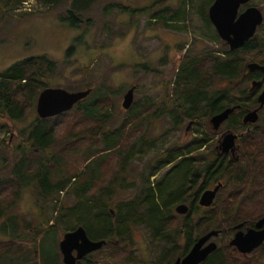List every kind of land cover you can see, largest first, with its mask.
Here are the masks:
<instances>
[{
    "label": "rangeland",
    "instance_id": "374dc122",
    "mask_svg": "<svg viewBox=\"0 0 264 264\" xmlns=\"http://www.w3.org/2000/svg\"><path fill=\"white\" fill-rule=\"evenodd\" d=\"M212 1L96 0L86 12L79 14L85 21L95 19V23L78 26H73L62 18L67 7L65 4L48 7L36 0H25L18 10L8 14L0 26V74L16 62L35 56H48L57 63L56 72L49 77V87L63 88L70 92L91 90V93L105 97L103 113L109 118L103 128H96L92 121L81 123L78 113L72 109L71 116L65 118L64 124L57 131L56 144L46 153L50 154L40 153V162L31 161L29 155L26 162L19 166L23 170L29 169L32 174L39 164L45 167L46 163H53V184L59 181H69L70 184L67 190L51 198L42 197L40 188L31 186L26 180L24 184L20 183L22 194L17 205L0 221V241L13 243L8 249L0 250V264H52L56 258L63 264L60 241L65 234V228L62 226L63 222L54 223L55 216L61 212L59 207H74L77 200L81 199L71 192L78 187V181L84 182L86 176L80 177L81 173L94 168L93 160L97 159L101 163V159L106 157L102 173L95 176L98 178L96 180L99 187L109 183L114 168L118 166L114 163L117 155H101V139L97 142L90 141L101 130L113 131L126 122V136L124 143H121V149L127 148L132 142L147 143H142L148 147L144 154L136 153L135 157L131 156L128 160V182L142 174L147 176L149 173L145 171L146 166L164 150L175 146L185 149L188 142L200 139L203 133L215 134L208 154L213 159L216 154L215 147L218 145L217 138L222 134L235 133L229 130L232 126L227 123V127L223 125L217 130L219 134H216L210 122L212 117L209 118L208 115H202L199 120H187L181 116L184 122L176 125L173 115L177 114L176 108L168 96L170 92H173L171 96L176 92L172 87L187 55L202 57L203 52L208 49H225L221 38V42L214 39L215 27L208 26L203 18L204 13L209 12ZM112 4H121L128 10L107 8ZM246 5L259 8L264 15V0H251ZM246 5H242L239 12ZM165 9L179 11L181 22H169L166 26L152 18V15H159ZM253 39H256L257 49L245 53L246 64L264 56V22ZM238 84L239 81L218 79L214 89H236ZM245 86H249L248 82ZM132 87H135L134 103L129 110H125L124 96ZM167 103L168 109L175 111L172 114L161 110ZM36 107L37 102L21 120L4 118L0 121L4 124L0 128V169L6 170L0 173V178L11 175L16 178L14 165L19 162L21 152H16L15 147L21 143L20 132L24 131L26 134L33 128L38 117ZM134 112L141 114L137 120L131 121L129 117ZM262 112L264 120V109ZM254 148L255 146L248 145L244 150L254 153ZM261 151H264L263 146ZM195 153L201 155V152ZM238 154L242 155L240 158L244 157L241 148ZM168 170L169 166L151 177L150 181L156 185L158 180L166 176ZM91 177L93 176L89 174L88 179ZM137 183L140 185L138 181ZM18 185H15L14 191ZM132 194V190H122L115 197L125 198ZM224 197L227 198V195L224 194ZM258 212L260 213L256 212L248 218L257 220L256 217L264 216V210ZM79 214L80 212H76V218L71 221L70 226L78 224ZM236 222L228 223L223 220L222 226H219L223 234L215 239L217 246L229 258L235 256L228 243L232 235L229 230ZM52 224L56 226L53 227ZM4 227L8 228L5 230ZM134 241L139 258L137 264L153 261L160 254L161 246L152 243L145 227L135 229ZM107 249L104 247L100 250L95 264H103L109 260L105 258Z\"/></svg>",
    "mask_w": 264,
    "mask_h": 264
},
{
    "label": "trees",
    "instance_id": "16d2710c",
    "mask_svg": "<svg viewBox=\"0 0 264 264\" xmlns=\"http://www.w3.org/2000/svg\"><path fill=\"white\" fill-rule=\"evenodd\" d=\"M24 1L0 0V26L7 19L8 14L18 10ZM36 1L48 7L65 4L67 7L62 18L73 26L95 23V19L85 21L79 14L86 12L96 0ZM107 8L128 10L121 4H112ZM129 11H131L130 8ZM178 12L165 9L159 15H152V18L168 26L169 22H181L182 18L179 17ZM203 18L208 26L212 27L207 12L204 13ZM214 33V39L220 41L216 31ZM221 44L225 47L224 50L208 49L203 52L202 57L187 55L182 62L172 87V90L176 92L172 96L173 92L168 95L170 102L173 101L177 114L168 109L169 103L161 109L168 111L165 113H173L176 125L184 122L182 117L187 120H199L202 115L203 117L208 115L211 118L227 108L236 107L229 118V124L232 126L240 123L243 115L250 109L258 108L259 89L251 91L249 86H245V83L250 80V73L244 57L245 53L257 49L256 39L252 38L245 47L238 50H231L224 41ZM56 69L57 63L48 56H35L16 62L0 74V121L4 118L13 121L23 119L27 111L35 107L39 94L49 88V77L56 72ZM218 79L239 81V84L236 89H214ZM89 97L78 103L73 111L78 113L81 123L92 121L96 128H103V125L107 123L106 119L109 118L103 113L106 98L93 93ZM71 112L72 110L49 119L38 116L28 133L20 132L21 143L15 147L16 152H21L19 162L14 165L16 178L13 175L0 178V221L17 205L22 194L20 183L24 184V180L31 186H38L42 197L52 198L67 190L69 181L53 184L51 176L53 171L55 172L53 163H46L45 167L39 164L32 174L29 173V169L23 170L19 166L26 162L29 155L31 161L40 162L39 154L48 153L50 147L56 144L57 131L64 124L65 118L71 116ZM140 114V112L132 113L129 120H137ZM126 124L125 122L122 127L113 131L101 130L96 133L95 138L92 137L90 140L94 142L102 140L101 155L110 153L117 155L114 157V163L118 166L114 168L113 177L109 183L99 187L96 180L98 178L95 177L102 173L106 157L101 159V163L97 159L93 160L94 168L91 169V167L81 173L80 177L86 176L84 182L78 181V187L71 192L81 199L77 200L74 207H59L61 212L54 219V223L62 224L63 222L65 233L83 226L91 240H105L104 247L108 248L105 258L109 260L103 264H137L139 258L134 241L137 227H145L149 231L152 243L161 246L160 254L155 260L146 261L145 264H174L178 258L186 256L204 234L218 231L223 220L228 223L243 219L250 220L248 216L264 210V151H261V147L246 159L250 162L247 166L242 165V159L237 163L232 160L228 163L218 162V156L215 154L213 159L209 156L207 159L203 158L202 168L201 155L195 153L201 148V143L196 138L188 142L185 149L175 146L164 150L146 166L145 171L149 173L147 176L142 174L139 178L135 177L132 182H128L126 180L128 160L131 156L135 157L136 153L144 154L148 147L142 145V143L147 144L145 141H141V144L138 141L137 144L132 142L127 148L121 149L123 146L121 143L125 141ZM240 124L243 126L241 129H246L242 123ZM3 125L0 122V128H3ZM258 126L255 129L261 130L262 127L258 128ZM251 133L252 131L246 136ZM263 137L264 134L261 138ZM208 140L209 136L205 133L203 147ZM32 155H38V157L35 158ZM243 155L246 157L248 152H243ZM168 166L166 176L164 175L165 177L154 185L150 178L164 171ZM2 171L0 169V173ZM89 174L93 176L91 179H88ZM74 178L76 179V176ZM16 184L18 187L14 191ZM218 184H222L221 192L219 191L220 194L214 204L209 208L201 207L199 197L202 192ZM118 185L121 186L116 189ZM122 190H132L133 194L125 198H116L117 193ZM179 204L189 206L188 214L175 213V208ZM76 212H80L77 218L78 224L70 226L71 221L76 218ZM82 213L84 214L81 215ZM52 226L56 225L52 224ZM216 227L217 229H214ZM4 228L6 230L8 227ZM12 244L0 241V250L8 249ZM100 250L90 255L81 264H95L100 255L98 253H101ZM52 264H61L60 259L56 258ZM202 264H264V244L247 257L229 258L222 248H218Z\"/></svg>",
    "mask_w": 264,
    "mask_h": 264
},
{
    "label": "water",
    "instance_id": "95a60500",
    "mask_svg": "<svg viewBox=\"0 0 264 264\" xmlns=\"http://www.w3.org/2000/svg\"><path fill=\"white\" fill-rule=\"evenodd\" d=\"M251 0H215L209 8V19L215 27L219 37L230 47L231 50H238L255 36L257 29L264 22L262 12L252 6L245 11L239 12L242 5H246ZM251 72L256 70L264 71V67L258 64H249ZM256 86V84H254ZM135 87H132L124 96L123 107L129 110L134 103ZM91 94V90L70 92L63 88H46L37 100L36 111L39 118L49 119L71 111L78 103L85 100ZM259 107L249 111L243 122L245 124H255L259 120V112L264 107V89L258 97ZM238 108V107H237ZM236 107L227 108L219 114L214 115L210 122L214 130H218L221 125L229 119L235 112ZM236 136L229 133L225 136L222 151L234 152ZM222 184H218L214 189L206 190L200 197L199 205L204 208L211 207L220 191ZM178 215H186L189 212L188 205H178L175 208ZM264 218L257 222L258 229H249L247 233H237L231 241L242 254L248 255L262 246L264 243ZM218 236L217 231H211L202 236L191 248L186 256L178 258L174 264H202L214 253L218 246L215 242H210L213 237ZM106 241H93L89 238L83 226L77 227L74 231L64 234L60 241V253L63 257V264H77L86 256L102 249ZM76 252V255H75Z\"/></svg>",
    "mask_w": 264,
    "mask_h": 264
},
{
    "label": "flooded vegetation",
    "instance_id": "af4514ba",
    "mask_svg": "<svg viewBox=\"0 0 264 264\" xmlns=\"http://www.w3.org/2000/svg\"><path fill=\"white\" fill-rule=\"evenodd\" d=\"M244 6V5H243ZM248 7H252V6H248ZM247 5H246V8L243 10V11H245L247 8ZM255 7V6H254ZM257 8V7H256ZM259 9V8H258ZM260 10V9H259ZM242 11V12H243ZM241 13V12H240ZM263 14V13H262ZM264 16V15H263ZM261 26H259L258 28H260ZM258 30V29H257ZM253 63H255V64H258L259 66H262V67H264V56H262V57H260L259 59H257V61H254V62H250V63H248V64H246V66H247V68H248V65L249 64H253ZM248 72L250 73L249 74V78H250V80L248 81V84H249V87H250V90L251 91H253V90H255V89H259V93H258V95H257V101H258V97H259V95L261 94V92H262V90L264 89V71H261V70H256V71H254V72H251V71H249V69H248ZM254 84H256V86H254ZM258 104H259V102H258ZM259 107V106H258ZM255 109H257V108H255ZM255 109H250V111H252V110H255ZM264 109V107L260 110V112H259V120H258V122L257 123H255V124H245L244 122H243V119H244V117H245V115L247 114H244L243 115V117H242V124L245 126V128L246 129H241V127H243L240 123H237V124H233L232 125V128H229V130L231 131V129H233L232 131H234L235 133L233 134V135H235L236 136V140H235V147L233 148L234 149V152L232 151V150H230L228 153H223V151H222V144H223V141H224V138H225V136L226 135H224V134H222L220 137H218L217 138V140H216V143L218 144L216 147H215V151H216V156H218V162L219 161H225V162H230L231 160L232 161H236V163L237 162H239L240 161V159H242L243 160V163H242V165L243 166H247V165H249L250 164V162H248V161H246V159L249 157V156H252L260 147H264V137L263 138H261V136L264 134V120L262 121V110ZM232 116V115H231ZM230 116V117H231ZM229 117V118H230ZM227 123H229V119L228 120H226L222 125H221V127H223V125H225L226 127H227ZM257 125H259L258 126V128H260V127H262V129L261 130H256L255 129V127L257 126ZM228 129V128H227ZM254 129H255V131H254ZM217 132L216 134H219V132L217 131V130H214V132ZM236 131H240V132H236ZM252 131V133L249 135V136H246L247 135V133L249 134L250 132ZM254 131V132H253ZM204 134L205 133H203V135L200 137V139H199V141H200V143H201V148L198 150V151H195V152H201V156H200V158H201V164H202V168H203V158L204 159H207V157H208V154H209V147H211V145H212V142L214 141V135L215 134H213L212 132H209L208 133V136H209V140H208V142L204 145V147H203V137H204ZM217 137V136H216ZM248 145H252V146H255V148H254V153H248V155H246V157H243V158H240V155L238 154V152H239V150H240V148H241V151H245L244 149H245V146H248ZM243 147V148H242ZM238 150V151H237ZM241 157H242V155H241ZM202 181H203V174H202ZM215 187V186H214ZM213 187V188H214ZM213 188H211V189H213ZM209 190V189H208ZM206 191V190H205ZM204 191V192H205ZM204 192H202V194L204 193ZM201 194V195H202ZM201 195H200V197H201ZM200 197H199V200H200ZM264 218V216L263 217H260L259 219H257V220H240V221H238V222H236V224L235 225H233V227H232V229L231 230H229V232H231V238L229 239V243H228V245H229V247H230V251H231V253L232 254H234L235 256H237V257H247V256H249L250 254H248V255H245V254H242V253H240L239 251H238V249L236 248V247H234V246H231V241L234 239V237L236 236V234L237 233H247V231L249 230V229H258L257 227H256V224H257V222H259L261 219H263ZM264 228V226L261 228V229H263ZM218 236H216V237H213L212 239H211V241L210 242H216L215 241V239L216 238H218L220 235H222L223 233V231H222V229H218ZM264 244V243H263ZM262 244V245H263ZM219 248V247H218ZM217 248V249H218ZM94 253H96V252H93L92 254H94ZM92 254H90V255H92ZM75 255H76V252H75ZM90 255H88V256H86L85 258H83V260H81V261H79L77 264H81V263H83L84 261H86V259L90 256ZM62 263H63V257H62Z\"/></svg>",
    "mask_w": 264,
    "mask_h": 264
}]
</instances>
